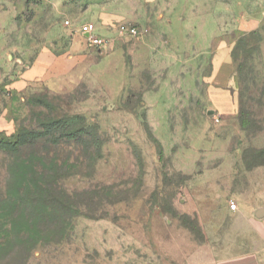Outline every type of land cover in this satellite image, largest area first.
Listing matches in <instances>:
<instances>
[{
	"label": "rangeland",
	"instance_id": "374dc122",
	"mask_svg": "<svg viewBox=\"0 0 264 264\" xmlns=\"http://www.w3.org/2000/svg\"><path fill=\"white\" fill-rule=\"evenodd\" d=\"M88 22L109 50L86 48L78 28ZM124 23L149 32L121 37ZM250 34L260 42L249 39L246 55L236 48ZM219 53L234 69L214 88ZM37 60L46 70L28 81ZM263 91L264 0H0V139L45 117L80 116L94 143L58 149L68 165L55 178L42 162L49 200L34 209L7 202L13 157L0 150V264L264 257V166L244 161L264 148Z\"/></svg>",
	"mask_w": 264,
	"mask_h": 264
},
{
	"label": "trees",
	"instance_id": "16d2710c",
	"mask_svg": "<svg viewBox=\"0 0 264 264\" xmlns=\"http://www.w3.org/2000/svg\"><path fill=\"white\" fill-rule=\"evenodd\" d=\"M256 34H250L249 38L243 37L237 44L236 50L243 53L251 52V42L249 39L257 40ZM258 47V45H256ZM248 50V51H247ZM259 49H257L258 51ZM234 55V53H233ZM233 57V56H232ZM242 68H239L241 71ZM242 74V71L239 72ZM264 93V91H263ZM264 95V94H263ZM264 99H258L257 104L263 106ZM252 114L244 104V95H241L239 123L243 131L248 132L250 127L255 125L251 120ZM90 127L85 124L84 119L80 116H65L63 118H47L41 121L40 128L27 130L21 128L18 131L14 141L10 139H0V150L10 153L13 161L9 167V181L7 189V202H11L15 206L25 208H36L42 203L49 200L48 195L44 191L43 182L44 176L41 164L48 160V163L57 167L55 176H58L60 171H63L68 165L67 158L61 162L58 159L57 152L61 147L66 145H80L87 149L90 140ZM145 130L149 138L158 143L154 137L150 127L146 124ZM42 144L40 149H36L39 144ZM87 145V146H86ZM36 149V150H35ZM39 150V151H38ZM250 149L245 152L244 161L248 168L264 166V148ZM25 151V155L23 152ZM160 154L163 155L161 149ZM253 156L255 160H249L248 156ZM4 238H0V240ZM5 244L0 241V251L5 250Z\"/></svg>",
	"mask_w": 264,
	"mask_h": 264
},
{
	"label": "crops",
	"instance_id": "0c3cea01",
	"mask_svg": "<svg viewBox=\"0 0 264 264\" xmlns=\"http://www.w3.org/2000/svg\"><path fill=\"white\" fill-rule=\"evenodd\" d=\"M88 23H91V22H88ZM42 64L43 62H41L40 60H37L34 66L32 67V69L30 68L26 73L23 74V78H27L28 81H31L39 77L41 78L42 74L46 70L45 67L42 66ZM233 69H234V66H233V59L231 55L226 54V55L220 56V53L217 54L214 58V70L211 76L213 87L216 88L217 86V88H219L221 86L227 85L231 79ZM257 254L258 253L247 254V255H244L238 258H232V259L222 261L219 264H264V257H261L259 254L258 256Z\"/></svg>",
	"mask_w": 264,
	"mask_h": 264
},
{
	"label": "built area",
	"instance_id": "2783aa9c",
	"mask_svg": "<svg viewBox=\"0 0 264 264\" xmlns=\"http://www.w3.org/2000/svg\"><path fill=\"white\" fill-rule=\"evenodd\" d=\"M65 26L71 28L73 27V24L71 23V21L66 20ZM78 29V31L84 38L87 48H89L90 50L104 52L111 48L112 45L110 39H108V37L101 36L98 33V28L94 23H85L84 25H81ZM148 32L149 29H147L146 27H140L135 24L124 23L119 25L118 27L119 36L127 37L130 39L141 38ZM230 210H237V205L234 202L230 204Z\"/></svg>",
	"mask_w": 264,
	"mask_h": 264
},
{
	"label": "water",
	"instance_id": "95a60500",
	"mask_svg": "<svg viewBox=\"0 0 264 264\" xmlns=\"http://www.w3.org/2000/svg\"><path fill=\"white\" fill-rule=\"evenodd\" d=\"M209 114H212V113L210 112ZM256 215L258 218H262L264 216V210L263 209L257 210Z\"/></svg>",
	"mask_w": 264,
	"mask_h": 264
}]
</instances>
